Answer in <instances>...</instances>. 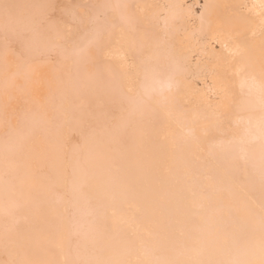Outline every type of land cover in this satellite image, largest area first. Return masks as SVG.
Instances as JSON below:
<instances>
[{"label":"bare ground","instance_id":"obj_1","mask_svg":"<svg viewBox=\"0 0 264 264\" xmlns=\"http://www.w3.org/2000/svg\"><path fill=\"white\" fill-rule=\"evenodd\" d=\"M0 264H264V0H0Z\"/></svg>","mask_w":264,"mask_h":264},{"label":"rangeland","instance_id":"obj_2","mask_svg":"<svg viewBox=\"0 0 264 264\" xmlns=\"http://www.w3.org/2000/svg\"><path fill=\"white\" fill-rule=\"evenodd\" d=\"M195 6H196V7H198V6H199V4H198V3H195Z\"/></svg>","mask_w":264,"mask_h":264}]
</instances>
